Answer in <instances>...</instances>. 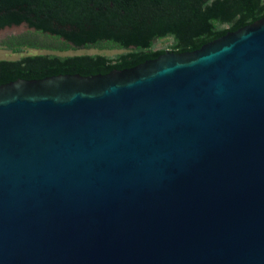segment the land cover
<instances>
[{
  "label": "water",
  "instance_id": "water-1",
  "mask_svg": "<svg viewBox=\"0 0 264 264\" xmlns=\"http://www.w3.org/2000/svg\"><path fill=\"white\" fill-rule=\"evenodd\" d=\"M0 264H264V17L0 85Z\"/></svg>",
  "mask_w": 264,
  "mask_h": 264
},
{
  "label": "trees",
  "instance_id": "trees-1",
  "mask_svg": "<svg viewBox=\"0 0 264 264\" xmlns=\"http://www.w3.org/2000/svg\"><path fill=\"white\" fill-rule=\"evenodd\" d=\"M264 17V0H0V30L27 24L1 46L52 53L0 60V85L57 75H106L154 60L167 50L194 52ZM171 41L168 49L155 42ZM75 49L125 50L60 56Z\"/></svg>",
  "mask_w": 264,
  "mask_h": 264
},
{
  "label": "rangeland",
  "instance_id": "rangeland-1",
  "mask_svg": "<svg viewBox=\"0 0 264 264\" xmlns=\"http://www.w3.org/2000/svg\"><path fill=\"white\" fill-rule=\"evenodd\" d=\"M25 31L22 32H17V31H9L6 32L5 34L0 36V60H19L24 56L28 55H36V54H45V53H52L47 50H35L31 48H23L21 53H13L12 51L6 49L5 47L1 46V43L11 37V36H16L19 34H22ZM171 45V41L168 39H163L160 41L155 42V49H168ZM125 50H118V49H113V50H97V49H75V50H70L68 52H63V53H56L60 56H75V55H104L110 58H116L120 54L125 53Z\"/></svg>",
  "mask_w": 264,
  "mask_h": 264
}]
</instances>
